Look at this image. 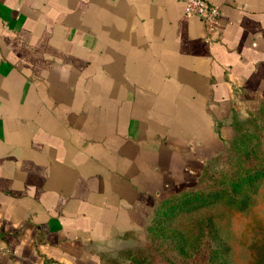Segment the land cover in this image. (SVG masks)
Returning <instances> with one entry per match:
<instances>
[{
    "label": "crops",
    "instance_id": "0c3cea01",
    "mask_svg": "<svg viewBox=\"0 0 264 264\" xmlns=\"http://www.w3.org/2000/svg\"><path fill=\"white\" fill-rule=\"evenodd\" d=\"M0 0V264H130L264 99V0Z\"/></svg>",
    "mask_w": 264,
    "mask_h": 264
},
{
    "label": "trees",
    "instance_id": "16d2710c",
    "mask_svg": "<svg viewBox=\"0 0 264 264\" xmlns=\"http://www.w3.org/2000/svg\"><path fill=\"white\" fill-rule=\"evenodd\" d=\"M233 126L229 146L215 156L216 168L204 167L194 184L160 201L149 215L147 229H156L155 223L160 218H170L177 211L200 208L218 200L238 209L246 206L247 197L241 193V186L264 177V99L254 112L235 121ZM204 219L210 220L208 216ZM195 229V236L187 245L178 234L171 233L174 237L171 244L151 239L128 249L130 264H227L225 257H221L227 245L214 228L206 224ZM160 245L183 256L178 261L163 256L166 247Z\"/></svg>",
    "mask_w": 264,
    "mask_h": 264
},
{
    "label": "rangeland",
    "instance_id": "374dc122",
    "mask_svg": "<svg viewBox=\"0 0 264 264\" xmlns=\"http://www.w3.org/2000/svg\"><path fill=\"white\" fill-rule=\"evenodd\" d=\"M229 143L220 152L224 151ZM216 166L215 157L209 168ZM240 189L247 197V204L242 209L218 200L200 208L177 211L170 218H160L158 223H155L156 229L146 228L150 219L148 218L138 242L127 247L125 253L128 249L140 246L144 241L151 239L171 244L174 240L171 233L178 234L182 243L187 245L195 236V227L208 224L217 232L218 238L227 245L226 251L221 255L225 257L227 264H264V177L242 185ZM207 216L210 218L209 221L204 219ZM161 230L166 232L165 235H161ZM162 255L172 257L175 261L183 256L175 254L168 247L164 249ZM161 257L157 256V258Z\"/></svg>",
    "mask_w": 264,
    "mask_h": 264
},
{
    "label": "built area",
    "instance_id": "2783aa9c",
    "mask_svg": "<svg viewBox=\"0 0 264 264\" xmlns=\"http://www.w3.org/2000/svg\"><path fill=\"white\" fill-rule=\"evenodd\" d=\"M182 10L187 15H196L203 20L206 27L215 23L218 17V6L206 0H181Z\"/></svg>",
    "mask_w": 264,
    "mask_h": 264
}]
</instances>
